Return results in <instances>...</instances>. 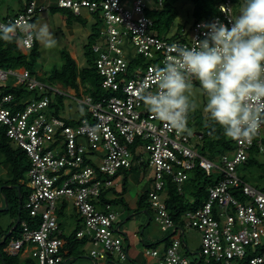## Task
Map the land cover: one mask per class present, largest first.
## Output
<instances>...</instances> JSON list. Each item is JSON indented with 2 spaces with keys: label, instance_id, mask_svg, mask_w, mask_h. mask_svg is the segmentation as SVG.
<instances>
[{
  "label": "built area",
  "instance_id": "built-area-1",
  "mask_svg": "<svg viewBox=\"0 0 264 264\" xmlns=\"http://www.w3.org/2000/svg\"><path fill=\"white\" fill-rule=\"evenodd\" d=\"M53 6L96 22L99 34L92 50L103 94L79 97L62 83L41 79L38 72L0 67V128L30 162L24 181L30 189L24 205L30 219L20 215V236L6 244L8 255L35 264H68L59 210L71 200L81 219L75 236L93 245L90 254L126 260V235L108 191L125 171L147 165L153 170L147 194L155 220L164 232L181 228L198 233L195 261L264 264V191L238 171L252 156L264 157V125L251 144L230 138L234 148L211 160L200 151L202 132L189 128L195 121L191 112L189 132L177 134L137 99L149 82L150 90H156L154 72L175 56L173 45L196 46L205 38L207 24L231 26L234 1L222 0L215 15L182 27L172 37L159 35L148 0H55ZM47 8L39 0H26L17 13L0 17V23L19 18L36 23ZM35 43L21 45L29 50ZM20 86L31 94L19 97L6 90ZM58 97L64 103L59 112L54 105ZM66 97L83 105L79 119L62 115ZM197 169L217 177L207 187V198L176 222L167 204L169 186L183 193ZM186 246L184 238L175 237L164 249L147 246L144 254L151 264H193Z\"/></svg>",
  "mask_w": 264,
  "mask_h": 264
},
{
  "label": "clouds",
  "instance_id": "clouds-1",
  "mask_svg": "<svg viewBox=\"0 0 264 264\" xmlns=\"http://www.w3.org/2000/svg\"><path fill=\"white\" fill-rule=\"evenodd\" d=\"M229 23L205 25V38L191 48L173 45L175 56L154 72L156 90L149 82L137 99L169 130L183 134L197 107L191 97L198 81L211 121L226 137L251 144L264 125V0H244ZM0 40L27 46L38 40L48 49L58 43L47 23L23 18L0 23Z\"/></svg>",
  "mask_w": 264,
  "mask_h": 264
},
{
  "label": "rangeland",
  "instance_id": "rangeland-1",
  "mask_svg": "<svg viewBox=\"0 0 264 264\" xmlns=\"http://www.w3.org/2000/svg\"><path fill=\"white\" fill-rule=\"evenodd\" d=\"M50 5L46 4L47 1L42 2L48 6V8L40 13L37 16L36 24L47 23L50 30L55 34L57 38V46L53 49L46 48L40 41V53L41 56L38 60V74L43 77H48L54 68H61L63 64L62 51L66 50L70 53V55L77 61V64L80 69L87 65V59L85 57V46L88 43V37L91 34L93 27L96 26V22L91 17H87L86 14L82 16L83 19L86 20L85 23H81L79 21H74L72 24H68L64 19V16L61 12L53 13L49 7H52L55 0H48ZM174 8L178 11V16L171 27L163 34L166 37H172L177 31L182 29V27L190 26L194 22V3L190 0H168ZM26 0H0V17H3L8 14H15L17 11L22 9L25 5ZM41 2V1H40ZM151 5H154L153 0H148ZM244 0H234V10L235 16L239 14L240 8L243 5ZM157 30V29H156ZM159 33V32H158ZM161 35V34H159ZM48 79V78H47ZM48 81H50L48 79ZM60 83V82H59ZM85 87L81 85L80 92L81 94H77L79 97H84L87 93H85ZM191 99L196 103L197 107L194 111H191V115L194 118V122L191 123L189 128L191 131H202L200 126V122L204 120L205 122L210 121L209 114L204 111V108L207 103V98L200 91L199 82L194 85V95ZM83 105L79 104L77 100L66 97L65 98V108L62 112V115L66 118H74L79 119L81 117V113L83 112ZM197 141V138H194ZM200 140V139H199ZM259 161L261 165H253L248 168L239 167V174L243 175L248 179L252 184L256 186H264V157L259 156ZM1 171V170H0ZM128 177L126 179V188L127 190L122 189L121 184H116L115 189L119 192L121 197L116 200L115 207L119 212L118 222H123L122 230L125 232H129L131 240L135 239V235L133 231L139 229L140 231H144V234H137L139 239L144 238L147 244L142 241L139 242L140 251L144 252L147 248L146 245H150V243L155 242L156 240L161 239L166 235L165 232L161 229L159 223L155 220V212L151 208V203L148 197L143 199L142 205L137 201L142 194V189L148 183H151L153 179V170L145 165L143 169L136 168L133 171L129 172ZM217 175L215 174L213 178H209L211 180H215ZM0 178L3 181L0 189L4 187V194H8L10 199L12 200L9 208H6L5 198L0 201V207L4 208V211H0V226L3 228L10 227L11 224L13 226L18 220L20 205L16 204V190H11L7 185L6 176L0 173ZM4 179V180H3ZM201 185H204L203 180L199 181ZM207 187L210 185V181L207 182ZM23 192V202L25 204L28 195L30 193V189L27 185L22 182L20 185ZM151 188V186H150ZM192 188L187 189V199L192 201L191 197ZM2 195V194H1ZM64 206V205H63ZM138 206V209L136 207ZM70 214L68 215V222L63 223L61 221V225L63 230L65 231V235L68 232L75 231L77 227L81 225V219L76 211L74 204L70 200L69 204ZM60 214L62 212L59 211ZM23 219H30L25 207L23 208V212L21 214ZM140 226V227H139ZM126 229V230H125ZM21 230L20 224L16 229V234ZM135 230V231H136ZM193 231V230H192ZM192 231L187 233L188 239H190V235L193 234ZM200 238L195 237L191 241L192 248L199 249L200 248ZM93 245L90 242H83V244L79 243V248L85 250L84 254H80L77 260L71 264H94L91 259L86 258L85 256H89ZM111 260H113L117 264H130L129 260H121L116 255H112ZM99 264H105L104 260L98 258ZM202 264H206L203 262Z\"/></svg>",
  "mask_w": 264,
  "mask_h": 264
},
{
  "label": "trees",
  "instance_id": "trees-1",
  "mask_svg": "<svg viewBox=\"0 0 264 264\" xmlns=\"http://www.w3.org/2000/svg\"><path fill=\"white\" fill-rule=\"evenodd\" d=\"M194 3V22L206 18L212 17L216 14L219 4L222 0H190ZM234 1V0H233ZM154 5H151L148 10L149 15L155 21V27L159 34L163 35L171 27L178 16V11L174 6L168 1L163 0L162 5L158 4V0H153ZM51 12H61L64 16V19L68 24H72L74 21H79L82 24L86 22L80 16L75 15L71 10L61 9L57 7H50ZM97 27H93L91 34L88 37V43L85 46V57L87 65L82 69L79 68L77 61L70 55L66 50L62 51L63 64L61 68H54L51 74L48 77H40L41 79L48 82H60L65 85L70 91L76 94H81L80 87L83 85L86 90L85 93L92 95L95 99L98 98L99 94H103L101 90L100 75L98 73L97 67L95 66L96 54L92 50V45L96 42L98 37ZM41 56L40 53V42L36 40L35 45L26 50L22 47L21 43L6 42L0 40V67L1 68H26L37 73L38 70V60ZM48 78V79H47ZM8 92H15L19 97L23 95H30L31 92L27 91L25 87H11L6 89ZM56 110L59 112L61 107L64 106L63 97H58L57 102L54 104ZM72 122V121H71ZM203 134V143L200 147L202 154L207 156L211 160H216L218 155L225 153L226 151L233 149L234 144L230 138L224 135L223 129L215 124L213 121L205 122L202 120L200 122ZM8 164L10 178L7 179V183L12 185H21L22 181L26 179L27 172L30 167L29 159L25 151L16 146L12 141L6 136L5 131L0 128V165ZM253 165H261L257 157L252 156L246 165L243 168H248ZM127 171H125L126 173ZM205 172L201 170H196L194 174L190 177L187 184L185 185V190L183 193H180L177 190V187L174 185L169 186L170 197L167 200V204L171 215L173 216L176 222H179L182 219L183 214L189 210L196 208L205 198H207V182L214 181L209 179ZM203 180L204 185H201L199 181ZM262 191H264V186H257ZM192 188L191 197L194 201L187 199V189ZM148 196V195H147ZM9 205L11 203L10 196L7 194ZM16 204L20 205V199L22 201V209L18 212L20 215L23 212L24 202H23V192L21 189V196L16 190ZM143 199L139 201V204L142 205ZM13 226L11 224L10 228ZM77 229L73 232L74 241H66V246L64 248L65 255L67 257L75 256L79 257L83 253L79 248V243L83 244L85 241H80L76 238L75 234ZM8 233V230L0 232V242L2 237ZM16 229L13 230L11 235L0 245L1 256L4 259L5 264H35L33 259L21 260L18 256H10L4 251V246L12 239L17 237ZM76 238V239H75ZM169 239V238H168ZM165 239L164 241H167ZM150 247H155L157 244H151ZM197 264H202L204 261H195ZM193 264H196V263ZM206 263V262H205ZM208 264V263H206Z\"/></svg>",
  "mask_w": 264,
  "mask_h": 264
},
{
  "label": "crops",
  "instance_id": "crops-1",
  "mask_svg": "<svg viewBox=\"0 0 264 264\" xmlns=\"http://www.w3.org/2000/svg\"><path fill=\"white\" fill-rule=\"evenodd\" d=\"M39 1H41V2H45V1H47V3L46 4H48V5H50L49 3V1L48 0H39ZM51 4H55V2L54 3H51ZM21 10V9H20ZM19 10V11H20ZM18 12V11H17ZM16 12V13H17ZM139 168H141V167H139ZM134 169H136V168H133L132 170H129V171H127L126 173L124 172V175H123V178H122V181H120V182H118V184H121L122 185V189H124V190H127V188H126V179H127V177H128V173L129 172H131V171H133ZM141 169H143V167L141 168ZM0 173L2 174V175H4V176H6V178L7 179H9L10 178V173H9V166H8V164H3V165H0ZM27 177V176H26ZM4 180V179H3ZM23 181H25V180H23ZM22 181V182H23ZM2 180H1V178H0V186L2 185ZM16 186H19V185H12V184H9V183H7V185H6V187H8L9 189H11V190H17L18 191V194L21 196V190L19 191L17 188H16ZM150 186H151V183L148 181V183H146V185L143 187V189H142V194H141V196L139 197V199H138V201H137V204L139 203V201H140V199L142 198V196H145L146 198L148 197L147 195V191L150 189ZM20 187V186H19ZM20 189H21V187H20ZM4 192H5V190H4V187L2 188V189H0V201L3 199V196H4V198H5V203H6V207L8 206V208H9V201H8V198H7V194H4ZM2 194V195H1ZM108 197L110 198V201L112 202V203H114V202H116V200H118L120 197H121V195L119 194V192L115 189V187H113L111 190H109L108 191ZM72 202V201H71ZM73 203V202H72ZM69 204H70V200H66L62 205H61V208H60V212H62V214H60L59 213V220H60V224H61V221L63 222V223H67L68 222V215L70 214V211H69ZM115 204V203H114ZM64 205V206H63ZM136 209H138V206L136 207ZM0 211H4V208H1L0 207ZM20 221V220H19ZM122 224H123V222H120L119 223V227H120V229H121V231L126 235V247H127V252H128V258L126 259V260H129V263L130 264H151V263H153V260H151L150 258H148L145 254H144V252H142V251H140V249H139V242L140 241H142L143 243H145V244H147L146 242V240L144 239V238H142L141 237V239H139V236L137 235V234H141V235H143L144 234V231L145 230H143V231H140L139 229H135L134 231H133V233H134V235H135V239H133V240H131V238H130V235H129V232H125V231H123L122 230ZM18 225H19V223H18ZM18 225H17V227H18ZM81 226V225H80ZM17 227L16 228H14V226H12L11 228L10 227H6V228H3L2 226H0V232L1 231H6V230H8V233L4 236V237H2V239H1V242H0V245L11 235V233L13 232V230H15V229H17ZM61 227H62V225H61ZM140 227V226H139ZM79 227H77L76 229H78ZM63 229V228H62ZM126 230V229H125ZM64 231V230H63ZM189 231H192V230H190V229H184V230H182L181 228H177V231L175 232V231H169V232H165L166 233V235L165 236H163L161 239H159V240H156L155 242H153V243H150V245L151 244H157V247H159L160 249H164L167 245H169L170 244V242L175 238V237H180V238H184V241H185V243L187 244V246H186V249H187V252H188V254H189V257H190V259L193 261V262H195V257H194V253L195 252H197L199 249L197 248V249H194V248H192V245H191V241H192V239H194L195 237H198L199 235H198V233L197 232H195V231H192L193 232V234H191L190 235V239H188V237H187V233L189 232ZM164 232V231H163ZM10 233V235L8 236V234ZM7 236V238L5 239V237ZM20 236V231H19V233H18V236L17 237H19ZM64 236H65V238L67 239V240H70L71 242H73L74 241V234H73V231H71V232H68L66 235H65V231H64ZM16 238V237H15ZM169 238V239H168ZM5 239V240H4ZM13 239V238H12ZM11 239V240H12ZM76 239V238H75ZM165 239H168L167 241H164ZM6 246V245H5ZM5 246H4V251H5ZM146 246H149V245H146ZM80 250H82L81 248H80ZM83 251V253L82 254H84L85 253V250H82ZM6 252V251H5ZM7 253V252H6ZM0 255H1V252H0ZM88 255L89 256H85L86 258H88V259H91V261L92 262H94V264H99L98 263V258L99 257H93L89 252H88ZM111 256L112 255H110L107 259H103V258H100V259H102V260H104V262H105V264H117V263H115L113 260H111L110 258H111ZM20 258V257H19ZM77 258L78 257H75V256H71V257H69V259H68V264H71V263H73V262H75V260H77ZM3 259V257L2 256H0V260L3 262V264H4V259ZM21 260H25V258H20ZM196 263V262H195ZM197 264V263H196Z\"/></svg>",
  "mask_w": 264,
  "mask_h": 264
},
{
  "label": "water",
  "instance_id": "water-1",
  "mask_svg": "<svg viewBox=\"0 0 264 264\" xmlns=\"http://www.w3.org/2000/svg\"><path fill=\"white\" fill-rule=\"evenodd\" d=\"M16 188L20 191L21 189H20V187L19 186H16ZM5 209H8V206L5 208ZM21 209H22V201H21V199H20V211H21ZM19 220H20V213H19V217H18V220H17V222L15 223V225H14V228H16L17 227V225H18V223H19ZM10 235V233L8 234V236ZM7 238V236L5 237V239ZM4 239V240H5ZM111 255V254H110ZM1 256V255H0ZM3 260V259H2Z\"/></svg>",
  "mask_w": 264,
  "mask_h": 264
}]
</instances>
